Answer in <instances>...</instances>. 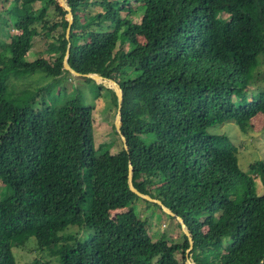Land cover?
I'll list each match as a JSON object with an SVG mask.
<instances>
[{
  "label": "trees",
  "instance_id": "1",
  "mask_svg": "<svg viewBox=\"0 0 264 264\" xmlns=\"http://www.w3.org/2000/svg\"><path fill=\"white\" fill-rule=\"evenodd\" d=\"M4 1L0 264H17L13 247L36 251L21 264H186L183 232L176 241L144 236L152 218L180 224L130 191L129 161L134 186L183 218L196 264H264V161L243 170L237 146L207 131L229 120L245 129L264 115V87L250 89L252 68L264 55V0H67L74 18L69 40L57 0L44 1L37 16L29 2ZM131 1L143 8L139 22L122 15ZM49 6L59 21L45 19ZM88 6L100 10L86 14ZM35 17L46 32L60 29L48 59L25 57L38 34L30 25ZM9 27L19 33L8 35ZM68 42L74 70L120 84L128 150L121 143L115 153L97 152L94 106L50 97L56 78L70 75L62 67ZM35 70L55 80L34 88L10 81ZM30 238L34 245L26 247ZM47 251L53 258H44Z\"/></svg>",
  "mask_w": 264,
  "mask_h": 264
},
{
  "label": "rangeland",
  "instance_id": "2",
  "mask_svg": "<svg viewBox=\"0 0 264 264\" xmlns=\"http://www.w3.org/2000/svg\"><path fill=\"white\" fill-rule=\"evenodd\" d=\"M46 0H21V2H29L30 10L33 11V15L37 16L40 9L45 5ZM58 2V1H57ZM131 12L122 13V15H128L134 22H139L143 8L137 3L131 1ZM8 6V2L0 0V12L5 10ZM86 14H94L100 9L96 6H88L85 8ZM45 19L49 22L59 21L60 16L54 12L52 6H49L45 11ZM44 12V13H45ZM38 29V34L33 38L31 48L25 53L27 60H34L37 58L48 59L50 55L46 52L48 44L55 41L57 32L60 29H55L51 32L41 29L42 20L39 18H33L32 22ZM19 31L16 28L9 27V34L17 35ZM141 40V38H140ZM251 77L254 79L250 89L258 90L259 87H264V55L259 58V63L254 66L251 71ZM55 80L53 77L46 75L40 70L26 73L22 78H11V83H15L19 87H37ZM106 86H99L98 83L91 80H85L80 76H73L68 74H62L56 78L55 86L50 91V97L55 96L56 102L61 103L69 99H78L82 104L93 105L92 110V128H93V143L97 152H104L109 149L110 153L117 152L121 146L119 134L114 127V116L116 113V107L114 106L111 94ZM38 102V99L36 100ZM34 107H39L38 103L34 104ZM211 134H222L227 136L238 148L237 159L240 168L247 170L249 163L261 160L264 161V115L257 113L251 118L248 127L240 129L239 126L232 120L216 124L207 129ZM256 192L262 193V185L260 178L254 175ZM1 185V182H0ZM137 212L141 218L146 216L144 212L145 205L141 201L136 202ZM205 229V228H204ZM181 228L176 225L175 220L169 218H163L156 220L152 218L150 226L145 228V237L151 240H156L162 234L166 236L167 240L181 239ZM34 245L33 238H30L26 242V247ZM15 261L17 264H21L28 260L30 257L36 254L35 250H24L13 247L12 249ZM48 252V251H47ZM44 254V258H53L48 253Z\"/></svg>",
  "mask_w": 264,
  "mask_h": 264
},
{
  "label": "water",
  "instance_id": "3",
  "mask_svg": "<svg viewBox=\"0 0 264 264\" xmlns=\"http://www.w3.org/2000/svg\"><path fill=\"white\" fill-rule=\"evenodd\" d=\"M57 1H58L59 5L66 11L65 17L67 19L68 25L66 27L64 37L67 40H69L71 28L73 26V21H74V18H73L72 12H71V8H70L67 0H57ZM69 53H70V42L67 43L65 54L63 57V61H62V67L64 70H67L73 76L90 78L93 81H95L96 83L102 84L103 86H106V87L111 88L113 90V92L116 96V100H117L116 113L114 116L113 123H114L115 130L119 134V137L123 143L124 149L128 150L126 138L121 132L123 90H122L120 84L112 78L104 77V76H102L98 73H95V72H88V73L77 72L68 63ZM127 185H128V188L130 189V191L133 192L134 194H136L138 197L145 199L149 202H154V203L158 204L163 212L170 215L171 217H174L177 220V222L180 224L181 231L187 236V239L189 242V247L186 250V252L188 253V257L185 260V263L186 264H196L189 256L190 255L189 253H190V250H191L192 244H193V239H192L191 232L189 231V228L187 227L183 218L181 216L177 215L175 212H173L169 207L165 206L161 202V200H159L157 198H153L149 194H145V193L140 192L134 186V184H133V166H132V163L130 161L128 162Z\"/></svg>",
  "mask_w": 264,
  "mask_h": 264
}]
</instances>
